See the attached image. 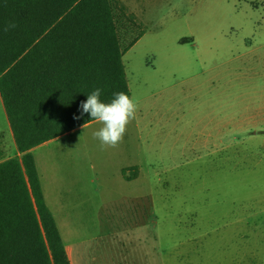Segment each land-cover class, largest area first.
Here are the masks:
<instances>
[{"label": "rangeland", "instance_id": "rangeland-1", "mask_svg": "<svg viewBox=\"0 0 264 264\" xmlns=\"http://www.w3.org/2000/svg\"><path fill=\"white\" fill-rule=\"evenodd\" d=\"M119 1L145 30L123 55L135 119L116 147L94 121L34 151L64 244L78 264H264V0Z\"/></svg>", "mask_w": 264, "mask_h": 264}, {"label": "trees", "instance_id": "trees-1", "mask_svg": "<svg viewBox=\"0 0 264 264\" xmlns=\"http://www.w3.org/2000/svg\"><path fill=\"white\" fill-rule=\"evenodd\" d=\"M144 34L119 0H0V97L18 151L0 162V264H71L32 149L94 122L74 117L95 88L131 96L123 55Z\"/></svg>", "mask_w": 264, "mask_h": 264}, {"label": "clouds", "instance_id": "clouds-1", "mask_svg": "<svg viewBox=\"0 0 264 264\" xmlns=\"http://www.w3.org/2000/svg\"><path fill=\"white\" fill-rule=\"evenodd\" d=\"M7 30L6 28L5 31ZM102 91L98 87L88 94L87 99L80 103V116L74 118L80 119L84 114H88L91 120L102 124L93 136L100 141V147L103 150L107 147H116L123 140L127 125L135 119L139 100L135 96L120 91L114 93L110 101H103Z\"/></svg>", "mask_w": 264, "mask_h": 264}, {"label": "crops", "instance_id": "crops-1", "mask_svg": "<svg viewBox=\"0 0 264 264\" xmlns=\"http://www.w3.org/2000/svg\"><path fill=\"white\" fill-rule=\"evenodd\" d=\"M0 103L2 104L3 106V103H2V100H1V97H0ZM3 110H4V107H3ZM4 113H5V110H4ZM6 115V113H5ZM6 119H7V116H6ZM8 121V120H7ZM9 125V123H8ZM9 131H10V136H11V140H10V144H4V142L0 145V162H3L9 158H12V157H15L18 155V151H17V148H16V145H15V142H14V139H13V135H12V132H11V129H10V126H9ZM72 132V131H71ZM70 133V132H69ZM69 133H66V134H69ZM65 135V134H64ZM63 136V135H62ZM60 136V137H62ZM60 137H57L53 140H50V141H47L35 148L32 149V153H33V156H34V151L40 147H45L47 145H49L50 143H52L53 141H56L57 139H59ZM3 139V138H1ZM34 160H35V164H36V168H37V171H38V166H37V163H36V158L34 156ZM39 174V172H38ZM138 177V176H137ZM39 179H40V183H41V177L39 176ZM137 179V178H136ZM135 180V179H134ZM133 181V180H132ZM129 182V181H127ZM41 187L43 189V186H42V183H41ZM43 191V190H42ZM44 195V193H43ZM45 198V196H44ZM46 201V200H45ZM47 204V203H46ZM65 245V244H64ZM65 248H66V251H67V254H68V257L70 259V262L71 264H78V260L75 258L74 256V252H73V249L70 247V246H67L65 245Z\"/></svg>", "mask_w": 264, "mask_h": 264}]
</instances>
